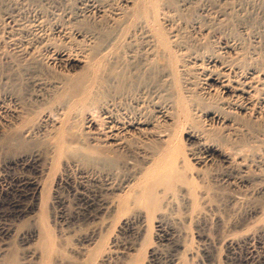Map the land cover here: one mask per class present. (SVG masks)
<instances>
[{
    "label": "bare ground",
    "instance_id": "6f19581e",
    "mask_svg": "<svg viewBox=\"0 0 264 264\" xmlns=\"http://www.w3.org/2000/svg\"><path fill=\"white\" fill-rule=\"evenodd\" d=\"M21 1L0 0V141L29 143L15 165L41 172L30 147L47 142L57 184L73 173L82 179L84 220L120 209L129 213L125 227L138 224L145 240L177 192L186 208L196 203L200 174L189 175L175 142L185 127L198 149L189 159L211 170L216 188L237 203L264 199V0H60L67 9L58 20L81 22L73 38L64 25L49 33L46 19L25 22ZM232 20L250 44L219 40ZM13 187L14 216L44 194L31 178ZM253 238L235 244L250 246L240 264H264ZM183 244L171 247L187 254Z\"/></svg>",
    "mask_w": 264,
    "mask_h": 264
},
{
    "label": "rangeland",
    "instance_id": "374dc122",
    "mask_svg": "<svg viewBox=\"0 0 264 264\" xmlns=\"http://www.w3.org/2000/svg\"><path fill=\"white\" fill-rule=\"evenodd\" d=\"M59 1L25 0V3L20 7L21 16L23 19L25 17V22L29 21V23L30 21L34 23L38 17L42 21L46 19L47 21L45 20L43 23L47 22V24H43V28L48 32L50 29H53V32L54 29L58 28V25L59 27L63 25L69 27L67 31L69 30L68 32L73 38L76 32L75 28L79 29L81 22L79 24L78 20L74 19L72 21L58 20L59 16L56 17V15H62L67 9ZM76 1L70 0L71 6H73L72 4L75 6ZM68 9L70 10V8ZM47 10L50 14L49 12L47 14ZM51 11H55L56 14L54 13V15ZM188 19L191 18L188 17ZM188 19L186 20L187 23L190 22ZM92 21L94 20L89 18L86 22L92 24ZM71 24L73 25L71 26ZM228 24H226L227 27L224 25L225 28L221 26L222 28L220 27L217 31L218 34L222 31L220 33L222 38H219L220 34L217 36L219 40H241L243 34L240 25L233 20L232 23L230 21ZM51 25H55V28ZM73 26L75 30L71 29ZM51 36L55 41L60 38L56 43L62 44L60 42L62 41L61 37L58 35ZM244 39L243 37L242 43L250 44L249 40H246L248 41L246 43ZM185 40L189 41L190 39L185 38ZM246 46L250 47L249 45ZM124 74L127 72L124 73L123 71ZM197 78L194 79L195 83H201L200 80L203 77L201 76L200 80ZM22 93L20 95L23 104L29 105V97L24 93L23 96ZM182 128L177 130L179 135L176 136L175 142L181 146L179 147L182 149L183 155L185 154L186 159L189 160L187 161V164L189 163L191 166V168L189 167L191 170L188 172L189 175L200 174L199 179L201 180L195 181L197 193L194 198L196 203L186 208L181 201V193L177 192V205L168 209L163 215L156 214L153 223L149 226V234L145 240L140 239L137 235L138 228L136 227L138 224L131 225L129 229L125 227V219L129 213L127 214L120 209L115 210L110 215L103 216L104 220H95V222L94 220H84L81 214L83 201L80 194L85 189L81 185L82 179L73 173L66 182L57 184L60 166L55 165L52 170L51 160L45 148L47 142L36 141L31 145L33 147L30 149H33L34 154L37 155L36 160L41 166V172L36 170L29 172V169L14 163L19 155L29 156V143L15 142L16 144H14L1 140L0 209L3 208V211L6 210L9 214L0 217V264H240L241 260L248 255L250 246L241 245L239 248L235 247V244L243 240L245 235L255 238L253 239L256 252L262 251L264 249L263 197L255 195L254 198H247L245 201L240 200L242 202L238 201L237 203V201H233V198H229L232 196L231 192L229 193L224 188H216L217 185L210 182L211 170H208L206 166H199L196 161L189 159V149H196L197 152L198 149L192 140H188L187 129ZM208 172H210L209 175ZM201 176L205 177L204 181ZM30 178L43 187L44 194L35 204H28L29 200L23 199L25 201L23 203L29 206L24 213L18 214V217L14 216L10 210L15 193L11 189H14L13 186L17 180L29 181ZM158 219H161L163 230L157 227L159 225L156 222ZM166 237L169 241H166ZM179 240L182 244L184 241L187 254L182 253L181 250L175 251L171 247L173 242ZM180 253L181 257L179 256Z\"/></svg>",
    "mask_w": 264,
    "mask_h": 264
}]
</instances>
